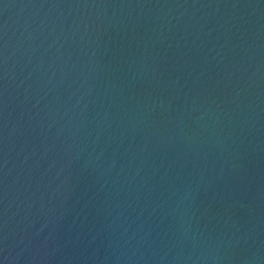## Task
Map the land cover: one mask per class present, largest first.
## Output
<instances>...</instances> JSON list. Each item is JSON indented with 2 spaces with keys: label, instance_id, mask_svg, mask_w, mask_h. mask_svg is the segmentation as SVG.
Segmentation results:
<instances>
[{
  "label": "water",
  "instance_id": "1",
  "mask_svg": "<svg viewBox=\"0 0 264 264\" xmlns=\"http://www.w3.org/2000/svg\"><path fill=\"white\" fill-rule=\"evenodd\" d=\"M0 264H264V0H0Z\"/></svg>",
  "mask_w": 264,
  "mask_h": 264
}]
</instances>
